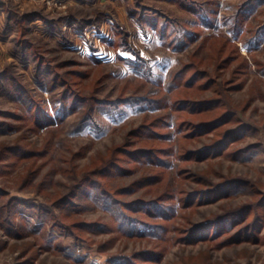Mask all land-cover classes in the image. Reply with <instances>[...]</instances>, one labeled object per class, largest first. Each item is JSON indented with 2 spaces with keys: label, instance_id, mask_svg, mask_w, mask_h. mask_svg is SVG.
Returning a JSON list of instances; mask_svg holds the SVG:
<instances>
[{
  "label": "rangeland",
  "instance_id": "1",
  "mask_svg": "<svg viewBox=\"0 0 264 264\" xmlns=\"http://www.w3.org/2000/svg\"><path fill=\"white\" fill-rule=\"evenodd\" d=\"M132 61H140V68ZM198 70L207 76L192 80ZM218 82L224 83L223 94L213 90ZM76 92L88 102L59 121L61 101L72 103ZM24 94L39 110H48L54 124L38 127L37 109L29 108ZM162 96L177 108L185 99L228 101L229 108L199 111L194 116L198 121L230 109L235 113L230 123L210 127L195 141L175 134L171 126L158 129L167 134L165 141L155 137L159 148L180 143L171 160L183 169L178 179L193 175L186 179L187 191L199 189L194 176L200 174L214 183L249 180L227 198L224 192L215 196H221L217 201L201 202L197 197L193 201H199L197 205L177 208L195 223L216 217L226 225L235 222L231 230H223L212 241L176 244L130 236L127 226L119 230L102 199L80 194L74 204L53 207L71 186L68 174L57 171L47 178L53 169L63 170L76 158L79 168L93 170L101 159L115 158L114 149L136 151L146 146L149 139L132 135L145 122L179 114L146 103H125L119 109L95 106L90 111L94 98ZM88 113L92 124L80 129ZM242 124L252 128L230 138L222 155L191 154L189 159L192 150L206 148ZM15 147L20 151H13ZM239 152L247 153L238 156ZM118 160L131 171L102 179L111 180L109 185L120 191L116 198L153 199L156 188L146 191L148 185L123 193L129 183L149 173L128 155L119 154ZM159 171L165 179L172 169ZM0 189L5 192L0 200V264H111L152 249L165 252L160 263L145 255L136 264H264V0H0ZM158 191L161 195L164 186ZM13 198L29 205L20 203L21 210L8 215L3 206ZM41 205L55 213L41 217ZM240 208H249L245 219L236 215L226 219L227 211ZM61 215L69 226L104 223L114 229L73 231L58 225ZM243 226L247 237L238 244H220ZM209 232L206 236L215 229Z\"/></svg>",
  "mask_w": 264,
  "mask_h": 264
},
{
  "label": "trees",
  "instance_id": "2",
  "mask_svg": "<svg viewBox=\"0 0 264 264\" xmlns=\"http://www.w3.org/2000/svg\"><path fill=\"white\" fill-rule=\"evenodd\" d=\"M238 21L240 19L238 18ZM241 22V21H240ZM239 22V23H240ZM239 23H237L238 27ZM164 28V27H163ZM241 29V28H240ZM238 30V28H237ZM165 29H163V32ZM192 37V36H191ZM183 42L187 38L186 36L183 37ZM131 64V61H130ZM133 67L140 68V61H132ZM206 77L207 72L206 71H196L194 74L192 80H195L197 77ZM215 82V81H214ZM213 82V83H214ZM192 83V82H189ZM215 84V83H214ZM223 82H218V87L213 89L214 92L224 93L223 88L221 85H223ZM189 85V84H188ZM213 85V84H212ZM175 87V86H174ZM173 87V88H174ZM8 90V89H7ZM67 93V92H66ZM77 93V92H76ZM75 94V93H74ZM69 94H66L65 96H68ZM72 94H70L71 97ZM77 95L73 98V102L69 103V100H62L60 103L61 109L58 112L57 118L59 121H63L62 119L69 113V111L74 112L78 110L82 105L86 104L88 100L86 98H79ZM69 97V98H70ZM23 101L27 102L29 105V108L37 109L36 115L37 119L35 121V124L38 127L47 126L50 124H54L55 120H53L51 114L48 112V110H43V108H38L35 104H32L30 98H26V95L24 94L22 96ZM66 98V97H65ZM147 98V97H133V98H118L117 100H99V98H94V104L90 107V111L95 109L96 107H103L104 109H119V106L121 104H140L146 103V106L151 107H164V108H171V110L177 111L179 114L171 115L165 114L163 116H157L149 122H145L142 124L138 129H135L133 132V137H145L143 141L148 140V143H146V146H141L143 148H138V150L130 151L126 150L125 148H120L121 150H113L112 152L115 153L112 159L103 158L100 162H97L95 164L96 168L91 170V168H79V165L75 163L74 158L71 161L68 162V167L63 168V170L53 169V172H50L46 175V177H50L51 175H55V173L62 172L63 174H68V178L71 180L69 191L61 195L55 202L53 207H67L71 204L75 203V199L80 195H85L86 197L90 196L94 199H97L98 201L102 199V202H104V209L111 214H113V217L116 219L117 228L121 231H124L127 226L128 229V235L130 236H136V237H147V238H153L155 241L159 240H165L168 242L173 243H179V244H186V243H197L199 241H205V240H214L221 236L223 233H225V229L231 230V226H233L234 223H230L229 225L224 224V222L219 220L217 222V217L214 219H206L200 222H194L193 218L189 217H183L180 212H178L177 208L179 207H186L191 205H197L196 202L194 204V198L199 197L201 202H210V201H217L219 197L215 198L216 195L220 193H225V195H222L223 197H229L233 192H235L237 189L240 190L244 186H247L250 182L247 178L239 177L235 178L233 180H226L222 182L214 183L210 180L209 176L207 174H200L194 176V181L200 183V187L198 190H194L195 192L187 191V188L189 186V182L186 181V179H190L193 177L191 176H184L183 179L180 178V173H183V169H179L178 166H175L172 164L171 155L179 152L181 149L180 143L178 140L176 142H173L174 147H168L166 149L159 148L157 143H155V137L157 136L159 141H165L167 134H162L158 132V129L162 127H168L171 126L175 129L174 133H184L187 138H190V141H195L196 139H201V137L205 136L206 130L211 128H218L223 125H226L230 123L233 120V117L235 113L232 112L230 109L229 111H222L217 112L219 114H216L213 118L210 120H196L195 115L199 114V111H214L218 107H226L229 108L228 101L222 99V100H205L204 102H199L197 100L192 99H185L182 100L180 103L181 108L175 107L176 104H172L168 101L167 96H162V98ZM153 104V105H152ZM152 105V106H151ZM98 109V108H97ZM188 110V111H187ZM186 112V113H185ZM190 113H192L190 115ZM194 113V114H193ZM197 113V114H196ZM91 113H88L86 115L85 120L81 122L80 129H85L92 123L90 122ZM192 116V117H190ZM176 118V119H175ZM175 119L173 122L171 120ZM59 122V123H61ZM167 125V126H166ZM252 127L249 125L242 124L239 128H234L231 130L226 131L222 137H219L216 141H214L212 144L208 145L206 148L201 150H192L190 152V156L188 155L189 159L191 158V154H195L196 157L201 158L205 157L207 154H211L214 156H220L223 154L222 147L227 145L230 138L233 136H237L243 131L247 129H251ZM185 131V132H183ZM145 132H150V134L146 137L144 136ZM173 133V134H174ZM13 151H20L19 147L13 148ZM122 151L121 153H119ZM241 152V151H240ZM239 152L238 156H242V154ZM119 154H125L128 155V157L133 158L135 161H140V163L144 166L145 170L149 173L146 176H141L135 181L129 183L126 188L124 189L125 192L123 193H133L138 188H142L148 185V188L146 191H150L151 189L156 188V193L154 194V198H136L131 202H122L118 200L116 197L120 194V191L116 189V187L110 186L109 182L111 180H107L105 182L102 181L104 178L105 180L107 178H115L117 175L121 173H126L131 171L129 168H124L122 164L119 163L118 155ZM26 157H28L29 153H24ZM33 155V154H32ZM163 155L166 157L164 158ZM229 155V154H228ZM30 156V155H29ZM120 159V158H119ZM132 160V159H131ZM160 167H163L166 171L167 169H172L170 171V175L164 179L162 171H159ZM38 171V170H36ZM164 186L165 191L159 195L157 194L159 191L158 189ZM236 187V188H235ZM235 188V189H234ZM93 189H96L97 191H93ZM147 193V192H146ZM5 194L3 190L0 189V200L2 196ZM204 198V200H203ZM168 201H171L170 203H167ZM101 202V201H99ZM20 203L27 204V202L22 201V199L13 198L12 200H9L6 206L3 207L6 208V212L8 215L14 214L18 212L20 209ZM8 205V207H7ZM185 205V206H184ZM32 207V206H27ZM23 209V208H22ZM75 209V208H74ZM249 208H243L239 209L237 211L229 210L226 214V219L230 218L231 215H236L235 217H241V219H245L247 212ZM253 209V208H252ZM39 215L43 217L44 214L50 213V215L54 214L53 210L49 209L44 205H41L38 207ZM50 211V212H49ZM131 213H140L145 214V217H142L141 215L132 216ZM9 217V216H8ZM59 222L58 225L60 227H65V224L63 222V215L58 216ZM182 218L183 221L179 222L178 219ZM244 221V220H241ZM251 223V222H249ZM70 229H74V227L77 228H83V227H90L91 229L95 228H101L103 230H113V226H109L108 224L104 223H87L83 222L80 225H68ZM231 227V228H230ZM68 228V229H69ZM215 229V232L211 236H206L208 230L210 232ZM73 230V231H74ZM209 232V233H210ZM243 237H247V233H245V226L240 227L235 230V232L226 238H223L220 241V244L228 245V244H238ZM151 257L152 260H154L155 263H160L162 261V258L165 255V252H162L160 250L152 249L150 251L142 253L140 256L131 258V257H123L122 260H119L118 262L113 260L111 264H136L138 259H140L142 256ZM76 260V259H75ZM76 262H80L76 260ZM188 264H197L194 263H188ZM209 264V263H204Z\"/></svg>",
  "mask_w": 264,
  "mask_h": 264
}]
</instances>
